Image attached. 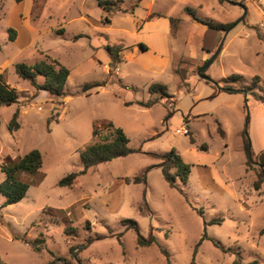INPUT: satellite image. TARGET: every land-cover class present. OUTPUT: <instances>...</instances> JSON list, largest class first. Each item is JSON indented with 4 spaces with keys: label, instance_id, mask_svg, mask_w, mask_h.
I'll use <instances>...</instances> for the list:
<instances>
[{
    "label": "rangeland",
    "instance_id": "obj_1",
    "mask_svg": "<svg viewBox=\"0 0 264 264\" xmlns=\"http://www.w3.org/2000/svg\"><path fill=\"white\" fill-rule=\"evenodd\" d=\"M98 1L0 0V75L20 101L19 128L12 133L7 123L17 105L0 106V164L33 149L42 156L41 168L25 178L29 187L23 199L0 208V264H264V175L259 189L253 186V159L264 150V0H229L243 7L225 0L153 2L165 14L190 8L199 19L231 25L224 32L207 27L211 33H206L184 24L178 35L174 55H182L176 66L182 84L187 77L204 83L196 71L222 44L204 75L217 83L212 84L216 91L222 79L240 91L227 96L236 99L237 112L227 102L216 109L218 119L190 118L187 123L171 99L151 109L132 102L134 95L148 99L146 87H131L153 80V71L121 59L111 63V72L101 65L98 46L121 47L119 39L132 44L129 20L136 0H108L113 3L108 12ZM135 13L142 16L144 10L138 7ZM111 18L110 27L97 28L110 25ZM8 29L15 33L12 41ZM46 56L69 70L61 97L35 91L14 72L15 64ZM169 70L159 77L169 80ZM173 79L169 84L174 88L178 82ZM91 83L100 86L82 92ZM107 121L124 132L134 152L89 168L71 187H59L62 177L81 169L78 149ZM183 128L186 133H176ZM243 133L252 162L248 166ZM171 150L189 166L186 183L178 163L170 170L175 187L158 167V156ZM143 171L144 184L124 181ZM3 202L0 195V206ZM126 220L135 221L140 235L154 241L139 245ZM15 236L25 241L42 237L44 246L36 252Z\"/></svg>",
    "mask_w": 264,
    "mask_h": 264
},
{
    "label": "trees",
    "instance_id": "obj_2",
    "mask_svg": "<svg viewBox=\"0 0 264 264\" xmlns=\"http://www.w3.org/2000/svg\"><path fill=\"white\" fill-rule=\"evenodd\" d=\"M15 3H19L23 0H13ZM98 6L104 11L108 12L112 10L113 3L108 0H99L97 2ZM136 6V4H135ZM186 13L193 15L200 23L206 25L208 28L216 31H226L231 26L224 23H215L207 19L197 18L190 8L184 9ZM126 13V11H124ZM171 24L177 23L178 19H171ZM9 36L8 38L12 41L14 39V30L8 29ZM107 53L111 56V63L115 64L119 60L120 48L117 46H106ZM110 63V65H111ZM110 72L112 71L111 66ZM114 67V66H113ZM15 74L22 80L29 83L35 91L43 90L52 96H63L64 95V86L69 77V70L66 66L62 65L57 59L50 56H46V59L34 62L32 64L28 63H17L14 66ZM204 74V72H203ZM223 83L221 85L220 92L230 93L229 89H234L233 85L227 83V79H222ZM209 84H213L209 81H206ZM100 86L99 83L87 84L82 88V92H86L91 87ZM216 91V90H215ZM147 93L149 95L148 99L145 101H136L134 102L137 106L142 108H150L153 105L160 102L162 99H171L166 91V87L161 83H152L147 88ZM19 96L18 92L14 87L7 84L2 75H0V106H9L17 105L16 110L13 112L11 119L7 123V130L12 133L19 128ZM28 101H25V104ZM126 105L133 104L125 103ZM154 138V136L152 137ZM189 142L191 144L195 143L194 138L190 136ZM243 150L246 156V166L250 165L251 159L248 156V142L243 133L242 137ZM129 138L124 134V132L113 125V123L107 121L100 124L98 127H95L92 130L91 140L88 144L82 146L78 149L79 160L81 163V169L77 172H71L62 177L57 185L59 187H71L75 179L87 172V170L97 164L106 163L113 159L125 157L134 152V150L128 147ZM201 149H206V145L202 144ZM162 159V162L158 167L161 168L163 178L168 183L170 187H175V178L171 174L175 166V163L180 165V169L183 171L182 181L187 182V176L189 173V166L182 164L179 156L175 153L174 150H171L168 154L159 155ZM257 164L256 171V180L253 182L255 189H259L260 181L263 179L264 175V150H261L253 159ZM42 166V156L37 149L30 150L22 156H18L14 159L10 157H5L0 164V172L3 175V180L0 182V195L4 198V202L0 208L7 205L15 204L23 199L25 196L29 184L26 181V176L32 174L39 170ZM145 171L140 175L133 176L130 178H125L126 183L140 184L145 183ZM144 205L147 207V203L144 200ZM128 228L133 229L136 232L137 243L139 245H149L154 241L153 236H149L144 239L137 228L136 222L133 220L124 221ZM213 222V221H212ZM264 232V228L261 230ZM203 238H206V235H203ZM25 244H28L34 251L40 252L44 246V240L42 237L35 238L32 241H25L21 238L14 237ZM199 245V243L197 244ZM214 245H218L217 242H214ZM74 247H70L69 250L73 254ZM193 264V262H191Z\"/></svg>",
    "mask_w": 264,
    "mask_h": 264
},
{
    "label": "crops",
    "instance_id": "obj_3",
    "mask_svg": "<svg viewBox=\"0 0 264 264\" xmlns=\"http://www.w3.org/2000/svg\"><path fill=\"white\" fill-rule=\"evenodd\" d=\"M154 1L155 0H136V6L134 7V11L130 14L131 17L129 20L131 24V29L129 31L134 36V40L132 44H129L127 42L125 43L124 40L119 39L120 43L118 45H121V47H119L121 49L119 52V59L123 62L127 61L133 64L135 63V65L144 71H153L156 76L150 82H145L141 88L133 86L131 88L142 89L146 87L145 89L147 90L150 83L163 84L166 87L167 93L172 96L173 110L177 112L186 123L189 122L188 120L190 118H203L210 116V118L218 119L216 109L220 108L221 105L227 107V102L231 103L230 106H228V109L232 112H237L238 108L236 107V99L227 97L230 96V93H222L220 90L215 91L212 85L208 83L206 84V81L203 79V82H205L200 83L199 81H193L191 77H187L182 84L176 72V66L182 58V55L176 56L174 53L177 52L176 45L177 42L180 41L178 35L184 31V24H191V31L211 33V30L195 19L193 15L185 14L182 10L172 15L165 14L161 11L159 12L158 9L153 7ZM138 7H141L144 10L142 16H137L135 13ZM183 13L184 15H182ZM200 18L203 19L202 17ZM171 19H178L179 26H177V28L173 29V24H171L170 21ZM111 23L112 18L110 25H98L97 28H108L111 26ZM25 24L27 25V22H25ZM214 32L219 31L214 30ZM17 38L18 37H16V39ZM186 41L188 40L186 39ZM97 48L103 55V58H99V56L96 55L99 61H102L101 65L106 68L109 67L111 56L107 53L105 47L98 46ZM194 50L193 46L192 51ZM203 58L204 57L202 56L201 59ZM168 68L170 69L169 71L172 76L168 77L169 80L161 79L159 75H162L163 71L165 69L168 70ZM108 72L110 71L108 70ZM116 74L119 76L118 70ZM174 77L177 79L178 86L173 88L170 86L169 81L174 80ZM179 83L184 86V90ZM148 97L149 95L147 93L146 98ZM136 101L141 100L136 99L134 95L132 102ZM161 103L164 104V101L160 100L159 104ZM152 107L148 109H151ZM170 121L171 119L166 121V125L171 124ZM220 137L223 138V136Z\"/></svg>",
    "mask_w": 264,
    "mask_h": 264
},
{
    "label": "water",
    "instance_id": "obj_4",
    "mask_svg": "<svg viewBox=\"0 0 264 264\" xmlns=\"http://www.w3.org/2000/svg\"><path fill=\"white\" fill-rule=\"evenodd\" d=\"M226 2L230 3V4H233V5H238V6H241L239 3H235V2H231L229 0H225ZM243 7V6H241ZM221 45H219V47L217 48V50L211 55V57L209 59H207V61H205V63L199 67L197 69V76L205 81H209L211 83H213L215 86H218L217 83H214L209 77L205 76L203 74V71L210 65V63L212 62V60L217 56V54L219 53L220 49H221ZM218 88V87H217ZM221 88H218V90H220ZM230 92H240L239 90H235V89H229ZM247 121V119H246ZM248 156H250V153H249V150H248ZM255 165H257L256 163H254Z\"/></svg>",
    "mask_w": 264,
    "mask_h": 264
},
{
    "label": "built area",
    "instance_id": "obj_5",
    "mask_svg": "<svg viewBox=\"0 0 264 264\" xmlns=\"http://www.w3.org/2000/svg\"><path fill=\"white\" fill-rule=\"evenodd\" d=\"M176 133H186V130L184 128L181 130H176Z\"/></svg>",
    "mask_w": 264,
    "mask_h": 264
}]
</instances>
